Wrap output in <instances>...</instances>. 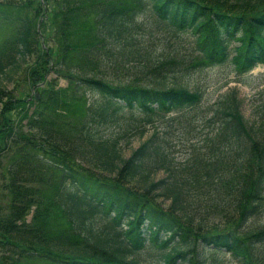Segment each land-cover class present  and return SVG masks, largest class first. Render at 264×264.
I'll list each match as a JSON object with an SVG mask.
<instances>
[{"label":"trees","instance_id":"trees-1","mask_svg":"<svg viewBox=\"0 0 264 264\" xmlns=\"http://www.w3.org/2000/svg\"><path fill=\"white\" fill-rule=\"evenodd\" d=\"M50 1L54 36L45 48L35 41L38 9L0 6V76L23 72L38 91L36 100L14 99L0 78V182L6 177L10 195L0 204V264H141L137 255L155 244L167 248L159 264H215L219 252L255 264L264 244V116L247 121L236 95H226L183 160L155 129L123 150L148 116L200 102L199 91L167 78L221 63L231 40L239 69L264 64V0ZM184 31L192 37L186 55L146 48ZM58 78L97 98L71 113ZM48 168L60 172L56 196L41 178ZM248 227L255 233L242 236Z\"/></svg>","mask_w":264,"mask_h":264},{"label":"rangeland","instance_id":"rangeland-1","mask_svg":"<svg viewBox=\"0 0 264 264\" xmlns=\"http://www.w3.org/2000/svg\"><path fill=\"white\" fill-rule=\"evenodd\" d=\"M77 1L82 0H69L68 2L76 3ZM113 1H128L129 3L134 2V0ZM7 3H26L27 6H25L28 9H38L39 15L35 17V26L36 31L41 35H38V39V36L36 34L35 41L39 48H45L47 44L49 45V40L54 36V29L52 25L49 26V24H47L46 22V9L51 6V3L53 5L55 2H51L50 0H0V6L3 8L7 7V5H5ZM41 5H43L44 10L40 8ZM40 14H42V16ZM146 14L147 12H145V15ZM141 18L144 17L141 15L139 19ZM6 34V27L0 20V40ZM246 39L247 34H244L242 40ZM191 40L192 37L189 31L178 32L177 35H174L170 32H165L156 38L148 39V41H146L147 45H145L147 46L146 48L148 50L153 49L157 53L165 52L166 54L170 53L172 48L176 47L178 48V52L186 55L189 52L188 47ZM236 44L237 41L235 40H231L229 42L226 59L221 63L199 65L188 69L187 72L183 71L181 74H177L176 78H170V80L169 78H167V83L169 85H172L174 82L176 85L184 86L188 90L199 91L201 93L200 102L195 106L178 109L177 111L153 113V115L150 114L151 116L148 117L151 121L145 123L143 127V135L135 136L131 140L129 146H127V148L123 150L125 155L128 154L132 149L136 148L139 143L146 139L155 129L163 137L165 136L174 146L173 149L175 150V159L183 160L190 152L191 145L200 141V135L208 131L209 127H205L203 121L211 113L210 110L213 108V105H215V102H218L222 97H225L226 95L235 94L241 102V112L244 115L245 119L250 122L254 120V124H258L257 122L259 121L260 116H264V65L257 64L247 71H244V69H239L235 64L233 50V47L236 46ZM50 45H53L52 41L50 42ZM193 61L194 60L188 59L187 62L189 65H187V62H184L182 64L183 69L184 67H189L191 64H193ZM133 74L132 76L139 75H137L136 73ZM143 74L147 75V72H144ZM152 74L153 72H151V77L154 78ZM49 76L50 75H48V77ZM0 78H2L1 82L9 90L12 98L15 99L16 97L21 98L29 96L34 100L37 99L38 91L32 89L28 82L27 76L23 72L19 73V75L15 76V78L11 81L4 79L3 76H0ZM70 86L71 84L66 79H57L56 87L66 89L65 100L70 103L68 111H70L71 113H73V111H77V109L82 106L87 98H97L96 94H92L91 92L87 91H84L85 93L79 92L74 94L76 88ZM172 87H175V85H172ZM3 101H7V99H4ZM125 112H133L137 117H144L145 115V113L134 109L126 108ZM68 116L71 117L72 114H68ZM255 158H259L258 154ZM255 158L253 168H256L257 165V161H255ZM1 172H3V169H1ZM161 176L162 172L158 171L156 173V177L159 178ZM41 178L43 180L45 178L48 179V190L51 191V195L56 196V192H53V190L59 183L60 172L56 169L48 168L43 171V173L41 174ZM6 182V177L0 182V204L2 205L10 200ZM45 186L46 185H43V187ZM49 214L54 213L50 211ZM47 219L51 224L55 225L54 219L52 217H47ZM218 220H220V218H218ZM229 220L232 219L229 218ZM57 221L58 220L56 219V222ZM263 221L264 216L261 220H259V222ZM208 223H215V221L208 220ZM252 233H255L254 228L249 227L240 232V234L244 237L250 236ZM197 241L198 240H192L193 248L198 247ZM258 247L260 248V252H257V255L255 257V264H264V257L262 256V254H264V244L262 246L259 245ZM165 250H167V248H160L157 244L147 245L140 251V254L137 255V259L141 264H159V260L161 259L160 252H163ZM214 255L217 258L215 264H237L235 259L228 253L219 252ZM23 264H53V262L32 258L30 260H24Z\"/></svg>","mask_w":264,"mask_h":264}]
</instances>
